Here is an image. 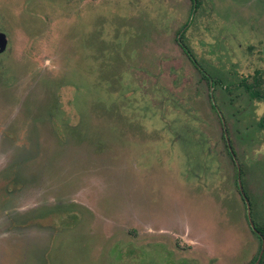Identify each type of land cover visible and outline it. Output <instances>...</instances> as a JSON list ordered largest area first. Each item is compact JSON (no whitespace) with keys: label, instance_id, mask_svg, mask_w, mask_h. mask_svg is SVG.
Wrapping results in <instances>:
<instances>
[{"label":"rangeland","instance_id":"1","mask_svg":"<svg viewBox=\"0 0 264 264\" xmlns=\"http://www.w3.org/2000/svg\"><path fill=\"white\" fill-rule=\"evenodd\" d=\"M199 3L213 86L191 0H0V264H255L264 0Z\"/></svg>","mask_w":264,"mask_h":264},{"label":"flooded vegetation","instance_id":"2","mask_svg":"<svg viewBox=\"0 0 264 264\" xmlns=\"http://www.w3.org/2000/svg\"><path fill=\"white\" fill-rule=\"evenodd\" d=\"M199 1V0H198ZM191 2H192V0H191ZM199 2H198V4L196 3H194V5H193V2H192V9H191V14H190V18H189V20L187 21V23L180 29V33H179V35H178V37H177V42H178V40H180L181 42H184V39H185V34H186V32L188 31V29H189V26H190V21H191V17H192V15H193V13L199 8ZM185 43V42H184ZM185 45H186V48H187V51H189L190 52V54L192 55V58L193 59H191L190 57H189V55L187 54V51L185 50V49H182V47L180 46V48L182 49V51L184 52V54L188 57V59L190 60V62L194 65V67L202 74V76H203V78H205L209 83H210V85L211 86H213V85H215V80H213L203 69H202V67L200 66V64L196 61V59H195V57H194V55H193V53H192V50L187 46V44L185 43ZM214 107H215V109L217 110V108H216V105L214 104ZM218 111V110H217ZM222 119V118H221ZM222 123H223V137H224V139H225V142H226V147H227V150H228V152H229V154H230V156H231V153H230V147H229V145H231L232 146V144H231V142H230V140H229V136H228V131H227V128H226V125H225V122H224V120L222 119ZM233 147V146H232ZM234 149V148H233ZM235 152V151H234ZM235 155H236V153H235ZM232 157V156H231ZM232 159V158H231ZM233 160V159H232ZM235 163V162H234ZM236 164V163H235ZM253 231V230H252ZM254 232V231H253ZM256 235H257V238L259 239V236H258V234L256 233V232H254ZM263 239V238H262ZM259 241H260V239H259Z\"/></svg>","mask_w":264,"mask_h":264},{"label":"trees","instance_id":"3","mask_svg":"<svg viewBox=\"0 0 264 264\" xmlns=\"http://www.w3.org/2000/svg\"><path fill=\"white\" fill-rule=\"evenodd\" d=\"M192 2H193V5H194V3L195 4L196 3L198 4L199 1L198 0H192ZM178 44L182 47V49H185L187 51V48H186V45H185L184 42H181L180 40H178ZM187 54L189 55V57L191 59H193L192 58V55L190 54L189 51H187ZM229 147H230V153H231V156H232L231 158L233 159V162H235L236 165L238 166V173H239V170H240V176L238 174V179H240L242 181V185H243V189H244L243 192L240 191V194H241V196H242V198H243V200H244V202L246 204V200H248L249 202H250V200H249V198H248V196H247V194L245 192V188H244V184H243L244 173H243L242 167H240V165H239V163H238V161L236 159V155H235V152H234L233 147L231 145H229ZM250 206H251V203H250ZM246 207H247V205H246ZM247 219H248V216H247ZM253 223H254V220H253ZM254 225H255V228H256V232H259L261 234V237H259V239H260L261 248H262V242H263V239L262 238H264V225H262V226L260 225L261 227L257 226L255 223H254ZM261 248H260V252H261ZM263 261H264V256H263V259H262V261H261L260 264H262Z\"/></svg>","mask_w":264,"mask_h":264},{"label":"water","instance_id":"4","mask_svg":"<svg viewBox=\"0 0 264 264\" xmlns=\"http://www.w3.org/2000/svg\"><path fill=\"white\" fill-rule=\"evenodd\" d=\"M7 46H8V38L7 35L3 32H0V54H3L6 50H7ZM239 176H240V170H239ZM239 189L241 192H243V185H242V181L239 179ZM246 205H247V211H248V221L250 224L251 229L256 232V228L255 225L253 223L252 220V215H251V206H250V202L248 200H246ZM258 234L259 237H261V234L259 232H256ZM264 256V239L262 242V248H261V252L259 254V257L257 259V261L255 262V264H260L262 259Z\"/></svg>","mask_w":264,"mask_h":264}]
</instances>
